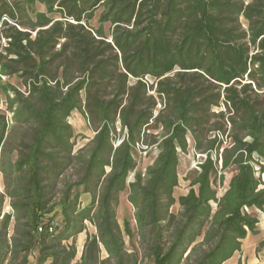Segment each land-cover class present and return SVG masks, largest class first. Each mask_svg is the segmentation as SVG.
I'll list each match as a JSON object with an SVG mask.
<instances>
[{
	"label": "trees",
	"instance_id": "trees-1",
	"mask_svg": "<svg viewBox=\"0 0 264 264\" xmlns=\"http://www.w3.org/2000/svg\"><path fill=\"white\" fill-rule=\"evenodd\" d=\"M0 101V264H139L124 235L151 264H225L257 233L264 0H0ZM74 112L93 131L77 149Z\"/></svg>",
	"mask_w": 264,
	"mask_h": 264
},
{
	"label": "rangeland",
	"instance_id": "rangeland-1",
	"mask_svg": "<svg viewBox=\"0 0 264 264\" xmlns=\"http://www.w3.org/2000/svg\"><path fill=\"white\" fill-rule=\"evenodd\" d=\"M44 10L43 7H39V11ZM91 25L97 26L96 21L93 20ZM108 26V25H106ZM12 85L19 87L21 90L23 88L19 86L18 81L14 78L10 80ZM0 110H4V104L0 101ZM68 123L72 127L75 138V148H81L89 141V139L93 136V131L88 126L87 122L84 120L83 116L78 112H74L71 114V117L68 119ZM188 141V149L186 153L179 152V164L177 167V175H178V184L174 190V198L177 199L180 195H185L189 190V181L187 180L189 173L194 170L197 163L201 160V156L194 150L192 141L187 139ZM154 151H151L149 156L145 155L144 152L139 151L135 154L134 158L136 159V168L135 171L142 172L144 169L149 166L152 162ZM261 164L264 166V161H260ZM258 174V173H257ZM232 175L231 171H227L225 176L226 180ZM264 184V174H258ZM134 173L128 177V182L133 181ZM224 186L219 187L216 185V190L218 196H220L224 191ZM128 191H124L120 193L118 200H117V207H116V218L119 224L120 229H123L124 222L129 224V228L131 232L135 233V222H134V209L132 205L127 201ZM82 204H89V197L82 196L81 198ZM8 208H5L7 210ZM172 213H176L178 211V205H175L171 209ZM251 214L258 217V224L256 226L257 233L255 235L248 234L245 239L241 241V251L235 253L229 261L225 264H264V247H260V243H264V212H260L258 210H251ZM86 233L92 235L94 233V228L92 225H87ZM83 233L78 236L76 241V248L78 252H81L82 245L87 237V234ZM125 247L129 252H132L134 249L138 251V260L139 264H151L150 261L145 257L141 247H139L138 238H134V240H130L126 235H124Z\"/></svg>",
	"mask_w": 264,
	"mask_h": 264
},
{
	"label": "crops",
	"instance_id": "crops-1",
	"mask_svg": "<svg viewBox=\"0 0 264 264\" xmlns=\"http://www.w3.org/2000/svg\"><path fill=\"white\" fill-rule=\"evenodd\" d=\"M81 234H83V233H81ZM81 234H80V235H81ZM80 235H79V236H80ZM77 238H78V237H77ZM83 244H84V243H83ZM82 246H83V245H82ZM82 249H83V248H82ZM81 251H82V250H81ZM78 254L80 255V254H81V252H78Z\"/></svg>",
	"mask_w": 264,
	"mask_h": 264
}]
</instances>
